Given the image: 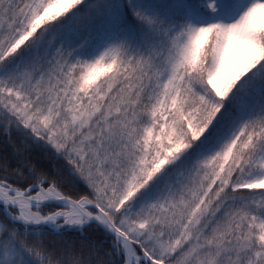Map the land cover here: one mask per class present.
Wrapping results in <instances>:
<instances>
[{"label": "snow or ice", "instance_id": "1", "mask_svg": "<svg viewBox=\"0 0 264 264\" xmlns=\"http://www.w3.org/2000/svg\"><path fill=\"white\" fill-rule=\"evenodd\" d=\"M13 131L0 264H264V0H0Z\"/></svg>", "mask_w": 264, "mask_h": 264}, {"label": "trees", "instance_id": "2", "mask_svg": "<svg viewBox=\"0 0 264 264\" xmlns=\"http://www.w3.org/2000/svg\"><path fill=\"white\" fill-rule=\"evenodd\" d=\"M16 150H19L22 157L30 160L38 169H41L50 174L56 171V169L53 168L52 165L56 164L57 162L51 160L50 156L47 153L43 152L40 148L30 145H23L22 137H20L15 131H13L12 138L10 140L7 139L2 133H0V163L3 162L4 158H7L10 164V172L12 168L16 167L17 161L13 158V153ZM92 238L95 239L96 235L93 234Z\"/></svg>", "mask_w": 264, "mask_h": 264}, {"label": "rangeland", "instance_id": "3", "mask_svg": "<svg viewBox=\"0 0 264 264\" xmlns=\"http://www.w3.org/2000/svg\"><path fill=\"white\" fill-rule=\"evenodd\" d=\"M45 211H48V209H45Z\"/></svg>", "mask_w": 264, "mask_h": 264}]
</instances>
